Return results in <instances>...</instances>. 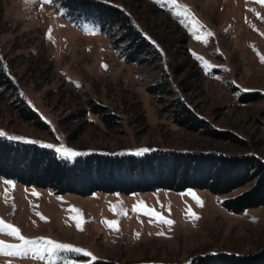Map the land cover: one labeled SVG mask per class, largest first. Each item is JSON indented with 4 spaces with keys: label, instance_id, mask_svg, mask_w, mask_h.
Segmentation results:
<instances>
[{
    "label": "rangeland",
    "instance_id": "1",
    "mask_svg": "<svg viewBox=\"0 0 264 264\" xmlns=\"http://www.w3.org/2000/svg\"><path fill=\"white\" fill-rule=\"evenodd\" d=\"M105 1L131 16L157 56L142 50L141 61L126 60L123 28L91 22L60 0H0V69L16 85L0 91V133L51 145L70 160L92 151L142 154L162 147L264 161V4ZM17 97L35 109L39 123L18 112ZM174 98L226 135L179 124ZM61 146L76 155H64ZM251 183L224 193L158 187L80 194L0 175V219L33 241L0 232V241L21 245L0 251V264H181L209 252H254L264 246V205L234 212L222 204ZM48 240L91 256L49 252Z\"/></svg>",
    "mask_w": 264,
    "mask_h": 264
},
{
    "label": "trees",
    "instance_id": "2",
    "mask_svg": "<svg viewBox=\"0 0 264 264\" xmlns=\"http://www.w3.org/2000/svg\"><path fill=\"white\" fill-rule=\"evenodd\" d=\"M60 1L91 22L123 28L120 37L128 40L125 44L126 60L141 61L143 57L138 53L142 50L152 51L154 56L159 53L153 42L120 6L105 0ZM4 85L16 86L8 74L0 69V91ZM153 88H157V85ZM17 100L18 112L39 123L35 109L24 99L17 97ZM171 101L175 106L174 118L179 124L209 136L226 135L227 132L212 127L181 98ZM107 115L109 117L112 114ZM0 175L27 185L49 186L58 193L73 191L80 194L96 190L128 193L158 187L174 190L198 187L213 193H224L252 181L247 189L225 198L222 204L234 212L264 205V161L248 153L155 147L142 154L92 151L70 160L59 156L51 147L0 134ZM95 264L109 263L98 261ZM181 264H264V246L250 253L219 251L198 254L188 263Z\"/></svg>",
    "mask_w": 264,
    "mask_h": 264
},
{
    "label": "snow or ice",
    "instance_id": "3",
    "mask_svg": "<svg viewBox=\"0 0 264 264\" xmlns=\"http://www.w3.org/2000/svg\"><path fill=\"white\" fill-rule=\"evenodd\" d=\"M49 2V0H45V3ZM258 2L264 4V0H258ZM210 35V33H209ZM207 67V65H206ZM2 134V133H0ZM51 147V145H49ZM58 151H62V153L64 155H76L75 152H73L71 149L68 148H64L63 146H61L59 149H57ZM5 183L11 185V181H5ZM35 194V193H33ZM141 204L143 202H140ZM115 210V209H113ZM134 211H137L139 209L136 208V206L133 207ZM78 211V210H76ZM190 212V210H188ZM146 214L148 215H153L157 218V220L159 222H163V223H167L169 225H171L173 223V221L166 219L165 217H163L162 215H160L159 213H156L155 210L153 209H146ZM194 218H195V214L194 213H190ZM43 218V217H42ZM73 219H75V217H73ZM110 225H115V221L112 222H108ZM77 227H79V224H77ZM0 232H4L7 233L9 236H14L17 239H19L23 244H32L33 241L32 240H28L25 237H23L22 235H20V231L18 228H16L15 226H13L10 223H5L2 219H0ZM160 235H162V233H158ZM43 239V238H41ZM47 244H49L51 247L48 249L49 252L52 251V249H65V250H72V251H76V252H81L84 253L86 256H91V253L86 252L84 249H80V248H73L71 245L68 244H59L56 243L54 241L48 240L46 241ZM21 245H13V244H6L4 241H0V251H3L4 248H18ZM7 254H13V253H7Z\"/></svg>",
    "mask_w": 264,
    "mask_h": 264
}]
</instances>
